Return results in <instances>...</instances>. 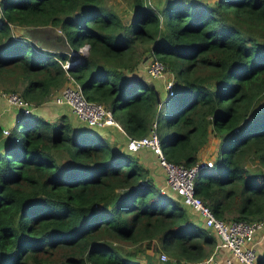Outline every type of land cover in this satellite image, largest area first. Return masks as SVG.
I'll return each instance as SVG.
<instances>
[{
    "label": "trees",
    "instance_id": "obj_1",
    "mask_svg": "<svg viewBox=\"0 0 264 264\" xmlns=\"http://www.w3.org/2000/svg\"><path fill=\"white\" fill-rule=\"evenodd\" d=\"M126 5L0 0L4 90L39 107L70 76L126 137H140L158 103L135 71L156 58L183 86L158 135L166 159L193 165L212 131L218 156L196 173L195 194L223 220L264 219V0ZM37 110L0 124V264H144L127 247L141 244L148 264L155 252L190 263L213 251L218 238L160 191L134 151Z\"/></svg>",
    "mask_w": 264,
    "mask_h": 264
},
{
    "label": "built area",
    "instance_id": "obj_2",
    "mask_svg": "<svg viewBox=\"0 0 264 264\" xmlns=\"http://www.w3.org/2000/svg\"><path fill=\"white\" fill-rule=\"evenodd\" d=\"M149 3V0H147ZM82 48L85 49L82 50ZM87 45L81 46L77 52L85 54ZM69 52V58L77 53ZM73 64L71 59L66 60L63 67L69 68ZM146 74L152 79H163L165 96L171 97L176 93L173 75L166 71V66L156 58H150L143 64ZM68 82L50 99L51 102L69 106L75 116L88 126L104 127L106 125L119 124L114 120L112 112L101 103L88 100L83 95L81 88L75 80L69 76ZM0 98L10 106L15 107L23 114H30L38 108L32 102L25 100L17 92L0 91ZM157 123L152 120L148 133L140 137H128L125 147L130 151L147 148L154 155L155 162L162 169L164 186L160 187L163 193H171L180 203L200 218L203 226L207 227L218 238L217 247H224L228 251V257L224 264H257V255L254 247V237L257 231L264 229V219L261 220H223L215 216L211 208L195 194L194 177L201 168H212L214 161L199 157L191 166L174 163L166 159L160 145L156 131ZM7 134L8 129H3ZM215 249L208 257L200 262L189 264H217ZM158 260L164 264L176 263L167 253L158 252Z\"/></svg>",
    "mask_w": 264,
    "mask_h": 264
},
{
    "label": "crops",
    "instance_id": "obj_3",
    "mask_svg": "<svg viewBox=\"0 0 264 264\" xmlns=\"http://www.w3.org/2000/svg\"><path fill=\"white\" fill-rule=\"evenodd\" d=\"M150 4H151V2H150ZM163 5H164V2L162 4V0H161L160 4H159V8L162 7ZM19 32L21 33V31H19ZM15 35H17V34H15ZM143 64L144 63L141 61V67H140V65L137 67L135 74L137 76L142 75L145 79H147L148 82L153 83L156 89H157V87L155 85L154 80L158 81V85L160 84L162 86V91L164 94L163 79L162 78L150 79L149 76L146 74V71L143 67ZM57 92H55L54 94H56ZM159 94H160V97L162 99V95L160 92H159ZM37 112L39 115H41L47 119H50V120H55L60 115L64 114V115H66L69 123L71 124V126L74 128L75 131H82V130L96 131L97 133H100L102 136L106 137L108 140H110L112 142H116L118 147L125 149V142H126L128 137H126V135L123 132L121 127L119 129L116 125H106V126L101 127V128L88 126L84 122L80 121L75 116V114L70 110L69 106L61 105V104L58 105V104L51 102L50 100L39 105ZM17 115H18V113H17L16 108H14L13 106L7 105L3 100L0 99V124L1 125L9 126V125L14 124L15 120L17 119ZM132 153L149 170L150 175L153 178L157 187H159V188L161 186L163 187L164 186L163 171L158 166V164L155 162L154 155L151 153V151L148 150L147 148H142V149L134 151ZM187 211L190 214V216L192 217L193 221L202 226L200 218L197 217V215L192 213L190 210L187 209ZM254 247L256 250L257 259L262 257L264 255V229L256 232L255 237H254ZM141 248H143V247L142 246L139 247L137 249V252L139 250H141V252L143 253L142 257L145 258L144 261L146 263H148L146 260V252L147 251H145ZM226 257H228V251L224 247H217L215 249V260H216L217 264H224V260ZM158 262L159 261H158L157 257H156V260H153V258H151L152 264H159ZM174 264H189V263L185 262V261H180L179 263H174ZM236 264H239V263H236Z\"/></svg>",
    "mask_w": 264,
    "mask_h": 264
},
{
    "label": "rangeland",
    "instance_id": "obj_4",
    "mask_svg": "<svg viewBox=\"0 0 264 264\" xmlns=\"http://www.w3.org/2000/svg\"><path fill=\"white\" fill-rule=\"evenodd\" d=\"M165 0H162V4ZM151 2V4L153 5H159L160 1L158 0H149V3ZM106 3L108 5L113 6L116 10H122V8H127V0H106ZM123 12V11H122ZM124 14V12H123ZM132 15L131 12H128V10H126V18L131 19ZM14 33L19 35L20 32H18L16 29H14ZM82 50L85 51L84 48H82ZM149 57V56H148ZM147 61H145L144 63H146ZM141 67V65H140ZM155 85L157 87V90L161 93L162 95V101L160 104L157 105V110H156V121L158 123V127H159V133L158 135H161L165 129V121L166 118L168 116V114L172 111V106L175 104L177 97H166L165 96V91L163 94L162 91V86L159 84L158 85V81L154 80ZM176 87V92H180L183 88V86L181 84H179L178 82L175 84ZM164 90V89H163ZM0 91H5L4 90V84H2L0 82ZM217 142L218 139L217 137L213 134L212 131L209 132L208 134V138L207 141L205 142L204 146L201 147V149L199 150V153L197 154L199 157L202 158H207V159H212L214 161V158H216L218 156V149H217ZM143 246V244H141ZM127 247L129 249H138L139 247H141L140 245H127ZM157 247L160 249L159 244H157ZM142 249V248H141ZM148 252L150 253V251L148 250ZM143 253L141 252V250L138 251L137 253V257L138 260L141 263L144 264H148L146 263L144 260L145 258L142 257ZM158 256V252L157 253H153L152 254V258L153 260H156V257ZM158 258V257H157ZM264 264V263H263Z\"/></svg>",
    "mask_w": 264,
    "mask_h": 264
},
{
    "label": "water",
    "instance_id": "obj_5",
    "mask_svg": "<svg viewBox=\"0 0 264 264\" xmlns=\"http://www.w3.org/2000/svg\"><path fill=\"white\" fill-rule=\"evenodd\" d=\"M147 57H148L147 55H144L141 61L144 62ZM134 79L142 80L143 79V76L142 75H138V76L134 77ZM148 85H149L150 88L153 89L154 94L156 96V101H157L158 104H160L161 101H162V99L160 97V94H159L158 90L155 88V86H154L153 83L148 82Z\"/></svg>",
    "mask_w": 264,
    "mask_h": 264
},
{
    "label": "clouds",
    "instance_id": "obj_6",
    "mask_svg": "<svg viewBox=\"0 0 264 264\" xmlns=\"http://www.w3.org/2000/svg\"><path fill=\"white\" fill-rule=\"evenodd\" d=\"M150 58H151V57H147L145 61H148ZM145 61H144V62H145ZM144 62H143V63H144ZM149 78H150V77H149ZM151 79H152V78H151ZM114 120H115V119H114Z\"/></svg>",
    "mask_w": 264,
    "mask_h": 264
}]
</instances>
